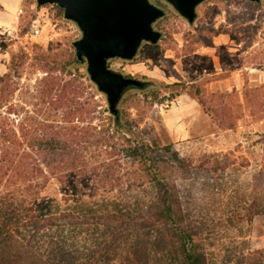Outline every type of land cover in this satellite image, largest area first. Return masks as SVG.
Here are the masks:
<instances>
[{
	"label": "rangeland",
	"instance_id": "obj_1",
	"mask_svg": "<svg viewBox=\"0 0 264 264\" xmlns=\"http://www.w3.org/2000/svg\"><path fill=\"white\" fill-rule=\"evenodd\" d=\"M150 1L165 9L154 23L161 32L158 42H143L130 60L108 61L123 75L151 82L124 93L118 104L120 117L133 120L135 135L153 146L170 143L180 156L197 159L209 154L224 161L225 169L213 174L175 176V188L188 225L200 227L209 264H245L246 258L257 256L254 250L264 252V215L247 221L249 206L264 205V0H204L192 24L164 0ZM7 30L8 39L0 45V74L12 54L27 56L12 98L21 102V96L35 94L45 74L33 65L36 56L68 58L80 31L63 17L61 8L37 6L36 0H25L15 26ZM81 66L79 72L87 74L85 63ZM94 86L83 90L94 95L99 110L94 122L99 123L111 114L100 112L107 102ZM152 192L146 183L111 190L99 187L90 176L65 185L51 178L31 206L36 210L43 196L70 208L124 213L135 204L150 202ZM38 227V223L10 226L16 237L33 245L65 240L77 251L89 248L103 234L92 227L64 231ZM157 229L143 237L142 246L154 242L156 252L162 239L163 250L168 251V237Z\"/></svg>",
	"mask_w": 264,
	"mask_h": 264
},
{
	"label": "trees",
	"instance_id": "obj_2",
	"mask_svg": "<svg viewBox=\"0 0 264 264\" xmlns=\"http://www.w3.org/2000/svg\"><path fill=\"white\" fill-rule=\"evenodd\" d=\"M26 58L12 54L0 74V264H209L200 227L188 225L174 178L213 174L225 169L224 161L209 154L180 156L170 143L153 146L135 135L131 119L116 121L108 115L95 123L98 104L91 90H83L95 84L85 71L79 72L81 62L73 51L68 58L36 56L33 65L45 74L35 94L13 102ZM101 111L109 113L107 108ZM87 176L111 190L146 183L154 199L124 213L70 208L43 196L36 210L31 206L51 178L65 185ZM257 215H264V205L253 203L247 221ZM36 223L41 230L92 227L103 234L77 251L65 240L33 245L10 228ZM157 227L168 237V251L162 239L156 252L154 242L142 246L143 237ZM253 252L257 256L246 258L245 264L263 261V250Z\"/></svg>",
	"mask_w": 264,
	"mask_h": 264
},
{
	"label": "water",
	"instance_id": "obj_3",
	"mask_svg": "<svg viewBox=\"0 0 264 264\" xmlns=\"http://www.w3.org/2000/svg\"><path fill=\"white\" fill-rule=\"evenodd\" d=\"M164 1L192 24L204 0ZM44 4L61 8L63 17L78 27L80 36L72 42L75 56L85 63L90 81L105 95L108 111L118 121L124 93L143 89L150 81L123 75L111 69L108 61L130 60L143 42L156 44L161 32L154 23L165 15V9L150 0H36L37 6Z\"/></svg>",
	"mask_w": 264,
	"mask_h": 264
},
{
	"label": "crops",
	"instance_id": "obj_4",
	"mask_svg": "<svg viewBox=\"0 0 264 264\" xmlns=\"http://www.w3.org/2000/svg\"><path fill=\"white\" fill-rule=\"evenodd\" d=\"M25 0H0V45L8 34L5 31L15 26L21 12H23ZM0 48H2L0 46Z\"/></svg>",
	"mask_w": 264,
	"mask_h": 264
},
{
	"label": "built area",
	"instance_id": "obj_5",
	"mask_svg": "<svg viewBox=\"0 0 264 264\" xmlns=\"http://www.w3.org/2000/svg\"><path fill=\"white\" fill-rule=\"evenodd\" d=\"M34 32H35V33H37V32H38V30H37V29H34ZM8 33H10V32L8 31Z\"/></svg>",
	"mask_w": 264,
	"mask_h": 264
}]
</instances>
